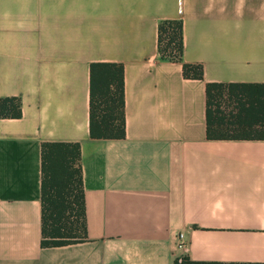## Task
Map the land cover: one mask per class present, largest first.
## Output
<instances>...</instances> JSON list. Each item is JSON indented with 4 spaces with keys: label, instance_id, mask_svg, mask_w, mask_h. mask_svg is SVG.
I'll use <instances>...</instances> for the list:
<instances>
[{
    "label": "crops",
    "instance_id": "crops-1",
    "mask_svg": "<svg viewBox=\"0 0 264 264\" xmlns=\"http://www.w3.org/2000/svg\"><path fill=\"white\" fill-rule=\"evenodd\" d=\"M165 19L201 79L159 59ZM91 62L122 65V138L88 136ZM205 82L264 83V0H0V264L264 263V139L206 138ZM54 141L79 144L86 237L42 247Z\"/></svg>",
    "mask_w": 264,
    "mask_h": 264
},
{
    "label": "trees",
    "instance_id": "trees-1",
    "mask_svg": "<svg viewBox=\"0 0 264 264\" xmlns=\"http://www.w3.org/2000/svg\"><path fill=\"white\" fill-rule=\"evenodd\" d=\"M159 59L179 62L185 78L201 79L199 64L181 60V21L165 19L156 25ZM88 136H124L123 72L118 62L88 65ZM20 114L15 97H0V118ZM204 130L208 139H264V83L204 84ZM40 246H60L85 239L84 201L77 142H41ZM172 264H264L193 261L186 256Z\"/></svg>",
    "mask_w": 264,
    "mask_h": 264
},
{
    "label": "built area",
    "instance_id": "built-area-1",
    "mask_svg": "<svg viewBox=\"0 0 264 264\" xmlns=\"http://www.w3.org/2000/svg\"><path fill=\"white\" fill-rule=\"evenodd\" d=\"M175 238H176V243H175L176 248H178V249L184 248L185 247V241L183 239V234L181 232H178V233H176Z\"/></svg>",
    "mask_w": 264,
    "mask_h": 264
}]
</instances>
